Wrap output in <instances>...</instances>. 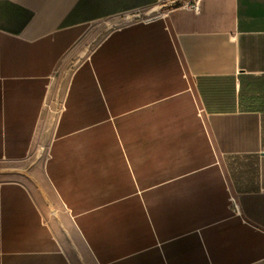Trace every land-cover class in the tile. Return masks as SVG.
I'll return each instance as SVG.
<instances>
[{"label":"crops","instance_id":"0c3cea01","mask_svg":"<svg viewBox=\"0 0 264 264\" xmlns=\"http://www.w3.org/2000/svg\"><path fill=\"white\" fill-rule=\"evenodd\" d=\"M0 264H264V0H0Z\"/></svg>","mask_w":264,"mask_h":264},{"label":"rangeland","instance_id":"374dc122","mask_svg":"<svg viewBox=\"0 0 264 264\" xmlns=\"http://www.w3.org/2000/svg\"><path fill=\"white\" fill-rule=\"evenodd\" d=\"M65 81V77L63 78V80H62V82H64ZM61 86H59V88H60ZM57 106H56V104H55V106H54V108H53V110H52V114H51V117H50V119H49V122H48V128H47V132L49 133L51 130H52V127H53V123H54V117H55V115H56V113H57V108H56ZM47 141H48V137H47ZM46 147L48 146L47 144H44ZM45 155H46V150L45 149H43L42 151H40V153L38 154V156H36L35 157V159H33L34 160V162L33 163H37L39 160H42V159H44V157H45Z\"/></svg>","mask_w":264,"mask_h":264}]
</instances>
